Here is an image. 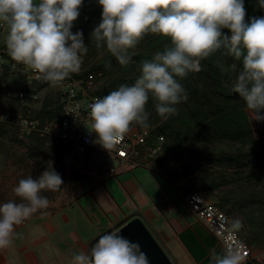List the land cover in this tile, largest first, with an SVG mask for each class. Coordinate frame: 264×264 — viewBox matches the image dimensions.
<instances>
[{
  "label": "clouds",
  "instance_id": "obj_1",
  "mask_svg": "<svg viewBox=\"0 0 264 264\" xmlns=\"http://www.w3.org/2000/svg\"><path fill=\"white\" fill-rule=\"evenodd\" d=\"M101 20L91 33L92 43L106 49L121 66L132 62L141 40L155 34L167 40L162 49L139 64L131 84L121 83L89 103L94 143L112 148L133 123L148 125L151 99L156 113L168 119L188 100L181 80L202 70L201 61L222 51L232 58L222 67L229 87L243 100L251 120L264 121V16L246 17L245 0H97ZM84 0H0V40L12 67L29 69L50 86H59L81 70L89 48L81 30L73 32ZM264 10V0H256ZM229 30L230 34L223 30ZM54 162L36 177L19 179L14 196L0 202V248L20 235L17 226L49 207L44 191L63 185ZM41 214H44L41 212ZM220 252L210 253L208 264H242L244 253L232 241L243 228L239 217L226 218ZM71 264H150L138 242L118 231L100 235L90 250L74 252Z\"/></svg>",
  "mask_w": 264,
  "mask_h": 264
},
{
  "label": "trees",
  "instance_id": "obj_2",
  "mask_svg": "<svg viewBox=\"0 0 264 264\" xmlns=\"http://www.w3.org/2000/svg\"><path fill=\"white\" fill-rule=\"evenodd\" d=\"M245 9L246 20L264 16L256 0H245ZM101 13L97 0H84L72 31L81 30L89 48L82 61L81 76L93 75L92 91L102 97L121 83H133L139 75L140 62L150 59L167 40L146 34L132 62L121 66L106 47L97 48L92 43L91 33L100 22ZM223 31L230 34L227 29ZM232 62L222 51L202 60V70L190 72L181 80L189 98L177 106L176 114L161 118L150 99L146 105L150 112L148 125L133 123L129 130H153V140L162 136L163 151L157 161L161 168L169 170L167 177L182 182L184 191L217 192L219 207L230 217L241 218L247 227V241L251 235L264 239V138L255 137L243 100L230 91L229 75L221 70ZM56 97L58 112L52 115L43 109L41 114L46 117L42 118V126L60 116L58 93ZM11 128L0 123L3 133ZM26 141L27 157L35 163L40 161L34 143L44 146L50 141L59 146L55 138L38 134H22L20 143Z\"/></svg>",
  "mask_w": 264,
  "mask_h": 264
},
{
  "label": "crops",
  "instance_id": "obj_3",
  "mask_svg": "<svg viewBox=\"0 0 264 264\" xmlns=\"http://www.w3.org/2000/svg\"><path fill=\"white\" fill-rule=\"evenodd\" d=\"M168 171L146 159L120 176L98 170L80 196L17 226L20 235L0 248V264H71L74 252L90 250L100 235L134 218L142 219L174 264H208L210 253L223 246L187 203L183 183L167 177ZM205 192L211 194L205 199L218 205V193ZM247 231L243 223L245 241ZM247 242L255 263L264 264V239L251 235Z\"/></svg>",
  "mask_w": 264,
  "mask_h": 264
},
{
  "label": "built area",
  "instance_id": "obj_4",
  "mask_svg": "<svg viewBox=\"0 0 264 264\" xmlns=\"http://www.w3.org/2000/svg\"><path fill=\"white\" fill-rule=\"evenodd\" d=\"M7 50L0 47V77L6 67L9 66L12 72L20 73L23 87L16 93L14 99L23 107L30 102L39 99L35 93L28 90L34 82H39L31 70L22 66L12 67ZM83 70L73 73L62 85L57 86L59 94L60 116L50 123L42 126L39 120L27 116L22 109L16 113L3 111L0 108V123L8 124L20 129L25 136L38 134L41 137H53L59 146L68 151H74L80 155L94 160L95 154H101L112 160L115 165L108 167L112 176H119L126 172L130 164H138L141 159L149 161L157 160L163 151L164 138L156 137L154 140L153 130H129L125 132L117 143L110 149H106L98 143H94L96 134L86 132L84 125L89 123L88 105L94 97H101L94 93V76H81ZM91 125V124H90ZM95 163V160L93 161ZM185 199L198 217L207 223L212 233L217 237L224 247L222 239L223 230H226V218H231L219 205L208 202L203 192L190 191ZM238 244L244 253L242 264H256L252 257V247L245 241L240 231L233 237L232 241Z\"/></svg>",
  "mask_w": 264,
  "mask_h": 264
},
{
  "label": "rangeland",
  "instance_id": "obj_5",
  "mask_svg": "<svg viewBox=\"0 0 264 264\" xmlns=\"http://www.w3.org/2000/svg\"><path fill=\"white\" fill-rule=\"evenodd\" d=\"M1 45H4L2 40H0ZM7 58L11 60L9 56ZM11 62L13 63L12 60ZM20 75V73L12 72L9 66L4 70L3 75L0 77V108L5 112L11 111L12 114L22 109L27 116L39 120L43 125L42 118L46 117L41 114L43 109L50 111L52 115H56L58 112L57 86H50L48 82L43 80L34 82L28 92L37 94L39 99L21 107L14 99L16 93L23 87ZM56 118L54 116L52 121ZM50 122L47 121L45 125ZM251 123L255 137L257 139L264 138V122L251 120ZM90 127L89 123L84 125L86 132L90 133ZM3 132L4 130L0 129V202L8 199H19L12 192L13 186L18 183L19 179L28 175L39 176L45 170L48 161L54 162L55 170L62 177L63 185L59 190L44 191L42 193L49 198V207L38 211L33 216L43 215L41 212L46 214L58 210L80 196L84 182L93 178L98 170L108 171L109 166L115 165L112 160L101 154L94 155V163L93 159L91 161L86 156L65 150L50 141H47L44 146L33 144L34 148L36 147L35 154L40 161L35 163L27 157L29 142L26 141V144L20 143L22 138L20 129L12 126L8 133ZM209 195L211 196L210 192L203 193L204 198L209 197Z\"/></svg>",
  "mask_w": 264,
  "mask_h": 264
},
{
  "label": "water",
  "instance_id": "obj_6",
  "mask_svg": "<svg viewBox=\"0 0 264 264\" xmlns=\"http://www.w3.org/2000/svg\"><path fill=\"white\" fill-rule=\"evenodd\" d=\"M116 231L138 242L147 254L150 264H174L142 219L134 218Z\"/></svg>",
  "mask_w": 264,
  "mask_h": 264
}]
</instances>
